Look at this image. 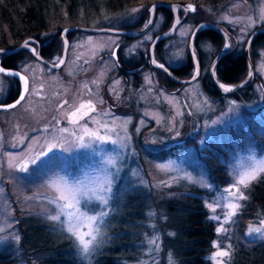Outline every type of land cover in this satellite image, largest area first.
Returning <instances> with one entry per match:
<instances>
[{
    "label": "rangeland",
    "instance_id": "rangeland-1",
    "mask_svg": "<svg viewBox=\"0 0 264 264\" xmlns=\"http://www.w3.org/2000/svg\"><path fill=\"white\" fill-rule=\"evenodd\" d=\"M154 1L142 0L112 9L101 0H95L92 10L82 5L81 9L75 10L73 16L76 17H71L67 2H63L58 10H52L49 24L58 30L85 17L89 19L84 18L85 25L132 29L146 23L150 3ZM165 1L195 3L194 0ZM180 9L181 15L184 10ZM195 9L188 11L172 35L163 38L160 51H155L158 62L179 66L188 61L189 36L198 21L227 25L236 32L241 43L255 27L264 25V0H220L217 4L209 1L195 4ZM250 18L254 24L249 23ZM173 20L172 11L158 8L151 26L134 36L77 29L69 38L68 54L59 68L50 67L27 51L26 54L20 52L18 65L30 80L27 97L16 107L0 108V228L4 229L0 232V251L8 253L14 259L13 264H38L40 258L44 260L48 256L47 252L38 255L32 250L26 254L27 249L24 250L21 244L24 232L21 223L27 222L28 218L40 217L49 222L53 230L68 235L60 221L48 219L49 215L56 214V206L51 201L57 195L48 187L49 178L66 176L70 181L82 183L86 189L96 188L107 168L103 161L109 157L117 159L119 172L107 168L108 172L115 174L109 215L101 225L104 235L95 251L111 242V218L126 211L124 199L131 192L139 193L140 198H147L151 193L160 199L174 194L176 190L172 188L179 184L201 187H205L202 183L210 184L211 187L206 188L213 193L206 203H213L217 210L211 213L208 209L209 216L219 215L223 220L221 206L227 203L223 190L229 187L232 176L227 184L216 187L209 176L214 164L212 159L217 157L225 162L230 174L248 167L250 156H264V140L256 134V131L264 132V38L252 47V55L250 50L255 69L251 87L246 89L243 86L238 93L212 92L205 87L204 76L221 47L209 38L198 41L201 74L191 82L180 85L171 80L163 69L147 63L136 78L124 80L114 53L118 52L129 64L145 60L154 36L164 30L165 25L170 26ZM43 37L42 44L48 43L52 36L48 33ZM61 39L48 58L54 62L61 60L62 36ZM205 45H211V50H206ZM191 72H195V66ZM13 79L0 73V101L6 97ZM222 85L230 87L231 84L222 82ZM61 99L70 104L61 105ZM82 100L95 103V111L79 120V125L69 123L72 118H66L65 113ZM104 125L114 130L107 135L117 140V144L89 142V147H77L65 142V137L69 141L73 139L69 133L75 131L79 135L82 126L99 130L104 135ZM65 128L67 133L60 131ZM85 139L87 141V137ZM189 139L192 142H188ZM51 144L60 146L48 156L39 157L37 164H31L28 157L47 151ZM168 145L180 147V150L161 158L147 153ZM66 148L69 150L65 151ZM40 160L44 163L40 164ZM25 162L28 163V171H20L19 166ZM160 165L170 167L162 170ZM188 175L196 182L187 180ZM241 191L246 196V189L241 187ZM243 201H240L241 205ZM95 206V200L83 204L84 208ZM155 213L153 207L149 208L147 220L142 221L144 255L138 264H176L171 253L162 255L163 233ZM236 216L233 221H236ZM262 219L264 217L247 224L245 233L248 237L264 239L247 234L248 226H258ZM61 220L66 223L65 217L62 216ZM214 221L217 229L221 221ZM234 224L225 223L227 231L218 232L215 244L219 249L232 246L230 236ZM150 238H158L157 245H149L147 241ZM75 250L85 264H92L91 257L95 251L85 257L76 247ZM217 250L215 247L209 257ZM223 259L225 264H229V257ZM211 262L216 264L215 260ZM44 264L49 263L45 261Z\"/></svg>",
    "mask_w": 264,
    "mask_h": 264
},
{
    "label": "trees",
    "instance_id": "trees-1",
    "mask_svg": "<svg viewBox=\"0 0 264 264\" xmlns=\"http://www.w3.org/2000/svg\"><path fill=\"white\" fill-rule=\"evenodd\" d=\"M101 1L108 7L117 9L125 5L139 3L142 0ZM194 1L196 5H199L209 1L217 4L220 0ZM63 2H67V9L70 11L71 17H76L73 16L75 10L82 7L92 10L95 0H0V46H15L28 36L44 39L43 36L49 33L52 37L47 43L48 49H42L41 52L46 56H51L59 46L60 40L62 41L60 32L63 27L55 30L49 24V17L52 10H58ZM158 8L168 12L172 11L164 6ZM84 18L83 20L79 19L81 21L76 19L71 25H85L83 21L87 18ZM168 27L165 25L164 28ZM75 30L77 29L67 31L69 38ZM200 38L212 39L214 43H219L218 45H221L223 41V36L217 29L203 27L196 36L197 51ZM263 38L264 31L259 33L256 40ZM162 41L163 39L156 43V53L160 51ZM244 43L240 48L235 47L228 51L217 62V75L223 82L235 83L246 75L248 64ZM19 54V52H13L7 55L9 61L6 65H14ZM191 60L189 52V59L186 63L173 66L175 73L191 75V69L194 67ZM147 64L152 65L151 63ZM163 72L171 77L166 71L163 70ZM171 80L176 81L173 78ZM176 83L182 85L178 81ZM203 83L208 90L220 92L214 86L209 69L204 76ZM250 83L248 82L244 87L246 89L251 87ZM241 89L238 88L232 93H238ZM256 134L264 140V132L256 131ZM188 142H192V140L189 139ZM179 150L180 147L168 145L156 152L148 150L147 153L153 157L161 158L176 154ZM212 160H214V164L209 170L210 179L216 187L227 184L230 174L226 163L217 157ZM172 189L176 190L174 194L160 199L154 195L151 196V193L147 198H140L139 193L136 192L128 194L124 199L126 211L114 214L111 218V231H113L111 242L105 243L92 254V264H138L144 255L142 221L147 220V212L151 207L156 212L155 217L163 233L161 249L163 256L171 253L176 264H212L209 254L215 248L214 242L218 237V232L216 222L209 216L206 200L211 197L213 192L195 184L188 186L179 184ZM246 197L247 199L243 201L242 208L236 216L237 219L230 236L232 246L229 264H264V239L250 238L245 233L250 221L264 217V174H261L246 188ZM21 229L24 231L21 244L24 250L27 249L26 254H29L30 250L38 255L47 252L48 256L44 260L49 264H85L76 252L74 243L69 236L53 230L50 223L44 219L37 216L30 217L27 222L21 223ZM44 260L40 258L38 264L41 262L44 264ZM13 262L14 259L8 253L0 251V264H13Z\"/></svg>",
    "mask_w": 264,
    "mask_h": 264
},
{
    "label": "snow or ice",
    "instance_id": "snow-or-ice-1",
    "mask_svg": "<svg viewBox=\"0 0 264 264\" xmlns=\"http://www.w3.org/2000/svg\"><path fill=\"white\" fill-rule=\"evenodd\" d=\"M155 6H153L154 10ZM188 8H190L192 11H195V7L189 5ZM187 10V9H186ZM133 11H137L136 9H133ZM227 18V17H225ZM231 22V21H230ZM151 23V20L149 21ZM177 23L179 21L177 20ZM250 24H254L255 21H252L251 18L249 19ZM147 27V25L145 26ZM175 30V29H173ZM66 31V30H65ZM151 39V37H148ZM249 45L251 44V41H248ZM24 47H29L28 42H25ZM206 50H211V45H205L204 46ZM225 47H230L229 44H225ZM3 51V50H0ZM31 51L35 53V49L32 48ZM193 57H195V50L192 51ZM62 63V61H61ZM153 63H156V61L153 59ZM58 66V65H57ZM160 68H164L163 64L158 65ZM167 71V69H164ZM0 73H6L10 75L18 76L21 80L24 81V91H28V80L26 77L20 76L19 72H7L6 69L3 67H0ZM198 63H197V72L195 75H198ZM251 75V71L249 73ZM195 75L193 78H195ZM220 87L224 91H232L231 87L220 85ZM24 100V96L21 95L19 99L15 101V103L11 105H7L9 108L16 107V105L20 104L21 101ZM67 103V102H65ZM3 105H0L2 107ZM85 107L88 108L90 112L95 111V106L92 105L91 101L87 102V105L81 104L79 108H77L74 112L70 113L69 115L71 117H76L79 115V119H69V123L74 125H79V120L83 119L84 116L88 115V112H82L81 110ZM105 127V134L101 135L99 130H90L87 128V126H82L80 128V134L78 135L77 132L73 131L69 133V135L73 138L71 141L68 140L67 137H65V142L73 144L77 147H89V142H100V143H112L117 144V140H112L111 136L107 135V132L114 131L113 129H108L106 125ZM64 133L68 132V129H62L60 130ZM87 137V141L86 138ZM55 139V137H54ZM58 144H51L48 146L47 151H41L40 153H37L34 157H28V160H30L31 164H37L39 157H45L48 156L49 152H52V150L56 147H59ZM69 149L66 148L65 151H68ZM53 155H55L53 153ZM52 157H49L51 159ZM249 160L251 161V164L248 167L242 168L234 173H230L232 176V181L228 188H225L223 190L225 194V199L227 200V203L222 207V214H223V220L221 221V216L216 215L210 217L211 219H216L218 221H221L219 227L217 228V232H226L227 229L224 227L225 223H234L235 221L232 220L233 217L237 215L242 205L240 204V201L246 200L247 197L244 195V193L241 191V187L248 188L249 185L258 179V177L261 176V174H264V156H261L259 158L255 156H250ZM40 164H43L44 161L40 160ZM103 163L107 166V168L115 169V173L119 172V168L116 167L117 165V159L113 157H109L106 160L103 161ZM11 167V165H10ZM162 170L166 169L165 165L159 166ZM107 168L105 169V175L103 177L102 182L93 189H86L85 186L76 181H70L66 176H59L55 175L49 178L48 181V187L55 191L57 195L54 197V199L51 201L52 204L56 206V214L49 215L48 219L51 221H60L62 225H64V231L68 234L69 238L73 241L76 249L78 252L82 253L85 257L89 256L92 252L95 251V249L98 247L101 238L103 237V232L101 231V225H103L105 218L109 215V200L112 193V185H113V176L115 173L108 172ZM19 170L23 172L28 171V163H22L19 166ZM186 179L189 181H193V177L190 175L186 176ZM202 186L205 187H211L210 184H203ZM2 191V190H0ZM89 192H91V196L89 195ZM91 200L96 201V206L92 208H84L83 204L88 203ZM217 206H220L218 202H216ZM206 207L209 209L211 213H216V206H214L213 203H206ZM65 217V221L61 220V217ZM4 229L0 228V232H3ZM247 234L249 236L255 235L258 238H264V219L259 221L258 226L249 225L248 226V232ZM16 239L18 240L19 237L17 236ZM158 238H150L148 239L147 243L149 245L155 246L157 245ZM214 247H216L218 250L213 253L212 257H210L211 260H215L216 264H225L224 257H229L231 254V246L228 245L226 249H219V245L215 244ZM220 258V259H217ZM171 260V257H169Z\"/></svg>",
    "mask_w": 264,
    "mask_h": 264
},
{
    "label": "water",
    "instance_id": "water-1",
    "mask_svg": "<svg viewBox=\"0 0 264 264\" xmlns=\"http://www.w3.org/2000/svg\"><path fill=\"white\" fill-rule=\"evenodd\" d=\"M189 5L195 7V3L192 2V1H189L186 4H184V3L176 2V1L155 0L154 2H152L150 4V12H149L148 20L146 21V23L143 26H141L139 28L122 29V28H116V27H110V26L67 25V26H64L61 29V32H60L61 36L63 38V51H62V56H61V60L60 61L54 62V61L46 58L44 55H42L40 53L39 49H37L34 54L36 55V57L38 59H40L41 61H43L45 64L49 65L50 67L59 68L60 66H62V64L64 63V61L66 59L67 51H68V47H69V37L67 35V31H69L71 29H83V30H87V31H110V32L126 34L128 36H134V35H137V34H140V33H143L144 31H146L151 26V24L153 23L157 8L160 7V6H164V7H167V8L172 10L173 15H174V20H173L172 24L167 29L157 33L154 36V38L152 39V41L150 42L149 59L148 60L150 61V63L152 65H154V66H156L158 68H160L158 66L159 64H163L164 68H161V69H163V70L167 69L166 72L173 79H175L176 81L180 82L181 84L187 83V82H191V81L195 80L200 75V71H201L200 58H199L198 51H197L196 46H195L196 35H197L198 31L201 28L206 27V26H211V27L217 28L220 31H222V33L225 35V37L227 39V43L229 45H230V37H229L228 33L221 27V25L219 23L214 22V21H209V20H201V21L197 22L195 24V26L193 27V29L191 31V34L189 36V42H188L189 52H190L192 61H193L194 66H195V72L194 73H192L189 76L181 77V76H179L178 74H176L173 71L171 66H168L167 64H164L162 62H158L156 57H155V45H156V43L158 42V40H162L163 38H165L167 36H170V35H172L175 32L178 24L185 18L187 12L189 10H191L190 8H188ZM153 6H155L154 10H153ZM179 6L184 8V13L182 15L179 14V10H178ZM150 20H151V23H149ZM177 20L179 21V23H177ZM146 25H147V27H145ZM173 29H175V30H173ZM262 30H264V25L257 27L251 33L248 41L249 40L251 41L252 37L256 33L260 32ZM248 41H247L246 46H245V54H246V57H247L248 71H247V73H246V75H245V77L243 79H241V80H239V81H237L235 83H232L230 85V87L232 88V91L244 86L247 83V81L250 78H252V75L254 73V66H253V63H252V60H251V56H250V45H249ZM25 42H26V39H24L23 41H21L19 44L15 45V46H11V47H1L0 46V50H3V51H0V52L4 53V54H11V53L19 50L20 48L24 47ZM193 49L195 50V57H193V55H192ZM225 50H226V47L224 46L217 52V54L212 59V62L210 64L209 70H210V74H211L212 80H213L214 85L217 88V90L222 92V93H229L231 91H227L226 92L220 87V85H222V82H221L220 78L218 77V75L216 73V70H215V66H216L217 62L220 60V58L222 57V54L224 53ZM153 59L156 61V63H153ZM61 61H62V63H61ZM197 63H198V73L199 74L195 75L196 72H197ZM0 67H3L4 69H6L7 72H9V73H11V72H19L20 76L26 77L27 80H28L27 74L25 72H23L22 70H20L19 68L6 66V65H3L1 63H0ZM250 71H251V75L249 74ZM194 75H195V78H193ZM28 84H29V81H28ZM26 93L27 92L24 91V81H23V86H22V89H21L20 93L18 94V96L15 99L11 100V101L0 102V105H3L0 108H5V107H7V105H11V104L15 103V101L17 99H19V97L21 95H23L25 97Z\"/></svg>",
    "mask_w": 264,
    "mask_h": 264
},
{
    "label": "flooded vegetation",
    "instance_id": "flooded-vegetation-1",
    "mask_svg": "<svg viewBox=\"0 0 264 264\" xmlns=\"http://www.w3.org/2000/svg\"><path fill=\"white\" fill-rule=\"evenodd\" d=\"M180 8H182V7H180L179 6V13H180ZM184 10V9H183ZM170 12V11H169ZM184 13V12H183ZM182 13V14H183ZM218 23V22H217ZM220 25H221V27L228 33V35H229V37H230V47H227L226 48V50L224 51V53L222 54V57L224 56V55H226L227 53H228V51H230V50H232V49H234L235 47H241L242 46V43L240 42V40H239V38H238V36H237V34H236V32H234L232 29H230V27H228L227 25H225V24H223V23H219ZM262 26V25H261ZM139 27H141V26H139ZM139 27H135V28H139ZM208 27H211V26H208ZM259 27V26H258ZM212 28H214V27H212ZM257 27H255L251 32H250V34L248 35V37H247V39H246V41H245V43H244V50H245V46H246V43H247V41H248V39H249V37H250V35H251V33L256 29ZM202 29V28H201ZM200 29V30H201ZM215 29H217V28H215ZM220 33H221V35L223 36V41H222V44H221V47H220V49L223 47V46H225V44L227 43V39H226V37H225V35L222 33V31H220L219 29H217ZM162 31H164V30H162ZM262 31H264V30H262ZM262 31H260V32H262ZM260 32H258V33H256L253 37H252V39H251V44H250V50H251V55H252V47L253 46H255L256 45V43H258V42H260L261 40H263V39H259V40H256L257 39V37H258V35H259V33ZM24 39H26V41L28 42V45H29V47H22V48H20L19 50H17V51H15V52H22V54H26L27 52L28 53H30L33 57H36V55L31 51V49L32 48H34L35 50H37V49H39V51H40V53L42 54V55H44L41 51H42V49H48L47 47V43H44V44H42V40H44V39H39V38H37L36 36H28V37H25V38H23L22 39V41L24 40ZM70 40V39H69ZM212 40V39H211ZM256 41V42H255ZM228 44V43H227ZM68 49H69V47H68ZM219 49V50H220ZM27 51V52H26ZM21 54V55H22ZM67 54H68V51H67ZM7 55H9V54H0V63L1 64H3V65H6L7 64V61H9V57L7 56ZM114 55H115V57L117 58V62H118V65H119V68H120V70H119V72L123 75V78H124V80H126V81H128V79L129 78H131V77H134V78H136L137 77V75H138V73H139V71H141V69H142V66L145 64V63H150V61L148 60L149 59V56H148V58H146L145 60H141L140 62L138 61V63L137 64H135V62H133V63H127V61L124 59V58H122V57H120L121 55H119V53L118 52H115L114 53ZM246 55V54H245ZM20 55H18L17 56V61H16V63H14V65H6V66H11V67H15V68H19L20 69V67H19V65H18V57H19ZM45 57H47V58H49V56H46V55H44ZM67 57V56H66ZM37 58V57H36ZM213 58H214V56H213ZM247 58V57H246ZM142 62V63H141ZM126 64V65H125ZM133 64H135V65H133ZM211 64V63H210ZM169 66V65H168ZM216 66H217V64H216ZM216 66H215V70H216V73H217V68H216ZM172 67V69H173V66H171ZM209 68H210V65H209ZM21 70V69H20ZM173 71H174V69H173ZM210 71V70H209ZM254 71H255V69H254ZM24 72V71H23ZM175 72V71H174ZM4 74H6V73H4ZM200 74H201V71H200ZM6 75H9V76H11V77H13L14 79H13V84H12V86L10 87V89H9V91H8V93H7V95H6V97L4 98V99H2L0 102H8V101H11V100H13V99H15L17 96H18V94L20 93V91H21V89H22V86H23V80H21L18 76H15V75H10V74H6ZM28 76V75H27ZM200 76V75H199ZM198 76V77H199ZM210 76H211V74H210ZM212 78V77H211ZM253 77L251 78V80H250V82H253ZM28 81H29V84H28V91H29V87H30V80H29V76H28ZM214 83V82H213ZM215 86V85H214ZM28 91H27V93H26V95H25V97H24V99L27 97V94H28ZM233 91H235V90H233ZM233 91H231L230 93H232ZM89 100H82V101H80V103H78V104H76V105H74L71 109H70V111H68L67 113H65V117L66 118H72V119H79V113H78V115L76 116V117H71L69 114L70 113H72V112H74L77 108H79V106L81 105V104H85V105H87V102H88ZM66 102V100L65 99H61V101H60V104L61 105H63V104H66V105H69L70 104V102L68 103H65ZM92 103V105H94L95 106V109H96V104L95 103H93V102H91ZM82 112H88V115L91 113L89 110H88V108L87 107H85L84 109H82L81 110ZM85 117V116H84Z\"/></svg>",
    "mask_w": 264,
    "mask_h": 264
}]
</instances>
